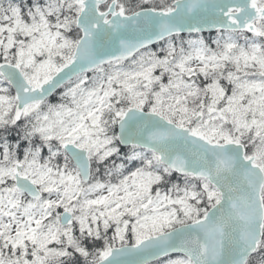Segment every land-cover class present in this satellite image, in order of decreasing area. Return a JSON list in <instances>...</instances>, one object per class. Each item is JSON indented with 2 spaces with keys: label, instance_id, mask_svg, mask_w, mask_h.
Segmentation results:
<instances>
[{
  "label": "snow or ice",
  "instance_id": "obj_1",
  "mask_svg": "<svg viewBox=\"0 0 264 264\" xmlns=\"http://www.w3.org/2000/svg\"><path fill=\"white\" fill-rule=\"evenodd\" d=\"M161 257L264 264V0H0V264Z\"/></svg>",
  "mask_w": 264,
  "mask_h": 264
},
{
  "label": "trees",
  "instance_id": "obj_2",
  "mask_svg": "<svg viewBox=\"0 0 264 264\" xmlns=\"http://www.w3.org/2000/svg\"><path fill=\"white\" fill-rule=\"evenodd\" d=\"M204 38H209V37H214L216 35V33H211V34H202ZM52 100V102H56V100H58V96H54L52 98H50Z\"/></svg>",
  "mask_w": 264,
  "mask_h": 264
},
{
  "label": "water",
  "instance_id": "obj_3",
  "mask_svg": "<svg viewBox=\"0 0 264 264\" xmlns=\"http://www.w3.org/2000/svg\"><path fill=\"white\" fill-rule=\"evenodd\" d=\"M207 32H209V31H205V32H203V33H207ZM212 32H214V31H212ZM163 258H165V257H161V258H159V259H157V260H154L153 263L156 262V261H159V260H161V259H163Z\"/></svg>",
  "mask_w": 264,
  "mask_h": 264
},
{
  "label": "rangeland",
  "instance_id": "obj_4",
  "mask_svg": "<svg viewBox=\"0 0 264 264\" xmlns=\"http://www.w3.org/2000/svg\"><path fill=\"white\" fill-rule=\"evenodd\" d=\"M167 258H164V259H162V260H160V261H158V262H156V263H154V264H162V261L163 260H166Z\"/></svg>",
  "mask_w": 264,
  "mask_h": 264
}]
</instances>
